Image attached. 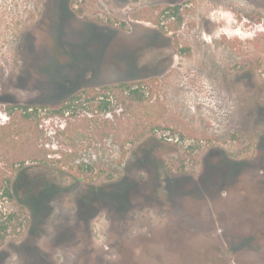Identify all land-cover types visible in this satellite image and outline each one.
<instances>
[{
  "label": "rangeland",
  "instance_id": "374dc122",
  "mask_svg": "<svg viewBox=\"0 0 264 264\" xmlns=\"http://www.w3.org/2000/svg\"><path fill=\"white\" fill-rule=\"evenodd\" d=\"M120 83L142 101L50 114ZM0 121L28 167L0 264H264V0H0Z\"/></svg>",
  "mask_w": 264,
  "mask_h": 264
},
{
  "label": "trees",
  "instance_id": "16d2710c",
  "mask_svg": "<svg viewBox=\"0 0 264 264\" xmlns=\"http://www.w3.org/2000/svg\"><path fill=\"white\" fill-rule=\"evenodd\" d=\"M135 86V83H120L116 86L101 87L99 89L91 88L87 90H79L62 100L57 105V107L51 111L50 114L54 117L63 116L65 112L70 108L72 109L73 107H76L78 105L80 106L81 104L85 103L88 105V107L91 108L92 111H98L103 114L102 116H110L114 113L116 107L112 106L109 97H107L100 91L113 89L120 90V93H126L127 98L129 97L130 100H137L138 102H140L142 101V95L139 93V87ZM83 94L87 95L82 97ZM20 111L22 116V123H26L29 126L30 124H34L35 119H39L36 114L37 109H32L31 107L27 106H21ZM10 114L7 116L10 117ZM107 119L108 118H106L105 121L109 122V119ZM0 123V144L5 147L16 145L18 142L16 141V138L18 140V129L16 128V124L13 125L12 122L11 125L8 126L6 122L0 121ZM13 132H16V134H13ZM30 140H32V138H30ZM21 143H25V141L21 140ZM25 162L26 161L23 157L11 151L0 153V249L8 240L20 236L21 234L20 230L23 226L20 219L21 215L20 212L13 210L12 204L13 200L15 199V178L21 170L28 168L24 165ZM46 162L52 163V161L49 162L46 159L38 158V163L40 166L47 167ZM91 191L93 190L87 191L88 196H91ZM88 199L89 198H84L83 201H86ZM124 203V200H119L111 204L122 207ZM26 207L27 205L25 204V202L20 203V210Z\"/></svg>",
  "mask_w": 264,
  "mask_h": 264
},
{
  "label": "flooded vegetation",
  "instance_id": "af4514ba",
  "mask_svg": "<svg viewBox=\"0 0 264 264\" xmlns=\"http://www.w3.org/2000/svg\"><path fill=\"white\" fill-rule=\"evenodd\" d=\"M149 26V27H148ZM141 30H142V34L140 37H138V40L146 46V48H156L158 46V44H161L162 41H168L170 42V39L166 36H163L162 35V32L160 30V27H157V25H147V24H144L142 27H141ZM127 36H130L129 35V31H127ZM171 36L170 38L171 39H174V37L172 36V33H170ZM130 46L128 45V48ZM154 61V68H148L146 65H143V67H141L140 69L143 71V74L146 75V76H150L152 74H155L156 73V70H163L162 69V64L163 62L162 61H156L155 59L153 60ZM171 65V61H168L166 60L165 62V65ZM151 69H153V71H151ZM123 207L125 206V203L122 205ZM242 209H240L241 211Z\"/></svg>",
  "mask_w": 264,
  "mask_h": 264
}]
</instances>
